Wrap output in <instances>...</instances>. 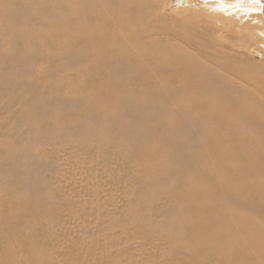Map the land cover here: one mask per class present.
<instances>
[{"label": "bare ground", "instance_id": "1", "mask_svg": "<svg viewBox=\"0 0 264 264\" xmlns=\"http://www.w3.org/2000/svg\"><path fill=\"white\" fill-rule=\"evenodd\" d=\"M148 2L0 0V100L24 104L4 132L15 145L0 147V192L9 196L17 212H0L6 221L11 215L18 219L7 227L6 236L8 241L21 238L14 248L26 254V264L46 263L37 253L39 242L31 245L27 239L42 226L30 221L35 188L20 159L54 141L62 120L54 102L59 108L76 106L82 117L78 142L94 136L101 144L128 145L127 157L143 170L141 189L159 183L178 187V208L162 222L170 228L171 237L162 236L170 238L174 258L188 247L190 264H241L253 255L264 261V90L237 91L232 81L225 84L206 73L194 55L140 41L141 32L151 33L146 31L154 21L149 22V15L161 16L156 0ZM36 23L47 29H35ZM41 40L48 41L43 60L65 57L71 60L66 65L87 67L76 68L82 79L100 72L101 81L78 82L72 89L50 84L57 80L35 85L32 68L40 57L34 49ZM80 57L87 63H77ZM135 85L141 86L140 92L129 90ZM126 104L132 120L123 123L117 121L123 115L117 107ZM22 123L27 126L24 133L18 128ZM11 248L0 251V263L18 261L19 256L3 255ZM207 255L216 262H205Z\"/></svg>", "mask_w": 264, "mask_h": 264}, {"label": "rangeland", "instance_id": "2", "mask_svg": "<svg viewBox=\"0 0 264 264\" xmlns=\"http://www.w3.org/2000/svg\"><path fill=\"white\" fill-rule=\"evenodd\" d=\"M148 5L150 10L154 9L149 2ZM156 5L161 16L149 15V22L153 18L154 21L152 28L148 27L146 31L151 33L141 32L140 41L158 43L166 52L173 47L194 55L206 73L222 79L225 84L232 81V88L237 91L246 88L260 93L259 90H264V0H156ZM34 27L47 29L38 23ZM122 41L125 42L123 37L120 38ZM47 42L41 40L34 49L40 57L32 68L35 85L57 80L50 84L72 89L78 82L91 85L101 81L100 72L82 79L76 68L87 67L66 65L71 60L65 57L43 60ZM81 61L77 63H87ZM243 77L248 80L247 84H243ZM254 84L259 87L255 89ZM140 88L135 85L129 90L140 92ZM53 104L57 113H62V120L56 124L54 141L44 144L42 151L20 159L21 165L29 171L26 174L28 180L33 181L32 188H35L31 193L35 210L29 217L42 229L31 232L27 239L31 240V245L39 242L38 255L46 264H177L175 259L190 264L191 250L184 247L181 257L174 258L170 238L162 236L171 237L169 226L162 222L172 218L173 211L178 208V187L159 183L141 189L143 183L139 177L143 170L127 157L128 145L104 141L101 144L102 140H95L94 136L78 142L81 139L78 124L82 117L76 106L65 104L59 108L57 102ZM23 106L0 100V147L3 149H7L9 143L15 145V139L4 132L13 126L15 116ZM117 109L123 111L117 121L128 123L132 120L127 104ZM18 128L21 133L27 130L24 123ZM174 158L178 157L174 155ZM27 159L29 162L25 164ZM12 184L15 188L20 186L18 182ZM22 202L20 196L19 203ZM0 209L2 213L6 210L17 212L4 192H0ZM2 213L0 251L9 245L12 248L3 255L19 256L12 264H26L29 262L24 259L26 254L14 248L21 238L8 241L6 236L7 227L18 223V219L11 215L6 221ZM5 221V228H1ZM206 261L215 263L216 259L207 255ZM250 262L264 264L254 255L250 261L241 264Z\"/></svg>", "mask_w": 264, "mask_h": 264}]
</instances>
